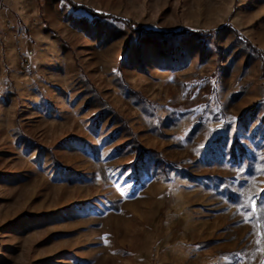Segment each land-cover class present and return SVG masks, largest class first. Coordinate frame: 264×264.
Listing matches in <instances>:
<instances>
[{
  "label": "rangeland",
  "instance_id": "obj_1",
  "mask_svg": "<svg viewBox=\"0 0 264 264\" xmlns=\"http://www.w3.org/2000/svg\"><path fill=\"white\" fill-rule=\"evenodd\" d=\"M262 198L264 0H0V264H264Z\"/></svg>",
  "mask_w": 264,
  "mask_h": 264
},
{
  "label": "trees",
  "instance_id": "obj_2",
  "mask_svg": "<svg viewBox=\"0 0 264 264\" xmlns=\"http://www.w3.org/2000/svg\"><path fill=\"white\" fill-rule=\"evenodd\" d=\"M88 11L91 13V14H93V15H101L100 13H98V12H96V11H93V10H91V9H88ZM102 16V15H101ZM125 22H126V24L127 25H130L131 26V24H132V21L131 20H124ZM133 26V25H132ZM192 33H194V34H202L201 32H199V31H191ZM210 34L211 33H213L212 31H210L209 32Z\"/></svg>",
  "mask_w": 264,
  "mask_h": 264
},
{
  "label": "built area",
  "instance_id": "obj_3",
  "mask_svg": "<svg viewBox=\"0 0 264 264\" xmlns=\"http://www.w3.org/2000/svg\"><path fill=\"white\" fill-rule=\"evenodd\" d=\"M6 26L9 28V29H12L13 28V25L12 23L9 21L6 23Z\"/></svg>",
  "mask_w": 264,
  "mask_h": 264
},
{
  "label": "snow or ice",
  "instance_id": "obj_4",
  "mask_svg": "<svg viewBox=\"0 0 264 264\" xmlns=\"http://www.w3.org/2000/svg\"><path fill=\"white\" fill-rule=\"evenodd\" d=\"M262 199H264V198H262ZM253 211H254V209H253ZM198 247V246H197ZM238 264H239V262H238Z\"/></svg>",
  "mask_w": 264,
  "mask_h": 264
}]
</instances>
